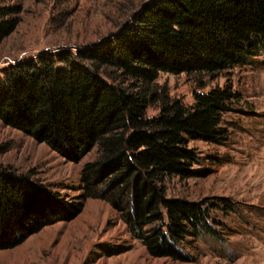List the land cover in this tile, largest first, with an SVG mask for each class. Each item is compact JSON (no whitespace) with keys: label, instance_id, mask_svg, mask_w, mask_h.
<instances>
[{"label":"trees","instance_id":"16d2710c","mask_svg":"<svg viewBox=\"0 0 264 264\" xmlns=\"http://www.w3.org/2000/svg\"><path fill=\"white\" fill-rule=\"evenodd\" d=\"M6 8V15L17 11ZM15 24L0 22V37ZM263 51L264 0H147L98 42L2 67L0 119L70 160L96 148L81 171L80 198L110 202L150 255L188 261L186 245L220 235L214 210L233 211L235 202L169 197L166 178L200 175L202 156L190 141L228 139L223 115L241 94L229 80L204 90L207 79ZM162 72L193 75L201 89L194 102L171 96L158 82ZM150 108L158 114L149 115ZM82 205L0 164V250Z\"/></svg>","mask_w":264,"mask_h":264},{"label":"rangeland","instance_id":"374dc122","mask_svg":"<svg viewBox=\"0 0 264 264\" xmlns=\"http://www.w3.org/2000/svg\"><path fill=\"white\" fill-rule=\"evenodd\" d=\"M147 0H0V22L16 19L0 37V69L45 51L77 50L117 32ZM17 11L4 14L6 7ZM5 8V10H3ZM233 83L241 98L223 115L228 139L222 144L192 140L200 152V175L170 176L169 197L200 200L229 197L233 211L214 210L220 235L191 239L193 259L152 256L128 231L120 212L100 197L81 199V171L96 158L93 148L70 160L0 119V164L27 174L68 202L82 201L76 215L55 220L18 245L0 250V264H264V51L241 67L207 79L208 90ZM158 82L186 104L201 90L193 75L162 72ZM159 110L150 108L149 115ZM123 249L121 253L116 250Z\"/></svg>","mask_w":264,"mask_h":264}]
</instances>
